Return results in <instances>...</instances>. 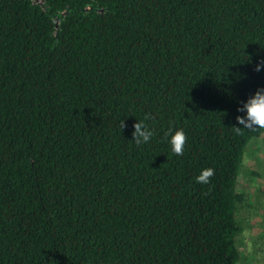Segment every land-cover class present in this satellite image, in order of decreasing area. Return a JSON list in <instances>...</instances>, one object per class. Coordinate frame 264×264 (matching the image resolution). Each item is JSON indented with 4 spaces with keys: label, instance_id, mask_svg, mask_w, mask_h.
<instances>
[{
    "label": "trees",
    "instance_id": "16d2710c",
    "mask_svg": "<svg viewBox=\"0 0 264 264\" xmlns=\"http://www.w3.org/2000/svg\"><path fill=\"white\" fill-rule=\"evenodd\" d=\"M261 59L264 0H0V264H238Z\"/></svg>",
    "mask_w": 264,
    "mask_h": 264
},
{
    "label": "crops",
    "instance_id": "0c3cea01",
    "mask_svg": "<svg viewBox=\"0 0 264 264\" xmlns=\"http://www.w3.org/2000/svg\"><path fill=\"white\" fill-rule=\"evenodd\" d=\"M258 137L248 144L237 178L238 189L246 194L240 208L244 234L239 235L245 264H264V257L258 254L264 248V132Z\"/></svg>",
    "mask_w": 264,
    "mask_h": 264
},
{
    "label": "clouds",
    "instance_id": "9594fccd",
    "mask_svg": "<svg viewBox=\"0 0 264 264\" xmlns=\"http://www.w3.org/2000/svg\"><path fill=\"white\" fill-rule=\"evenodd\" d=\"M264 66V59H261L255 67V71L259 72L261 67ZM238 112H245V116H236V121L242 127L233 126V130L240 134L243 129H264V88H259L255 94L242 103V107L237 109ZM155 120V116L146 113L142 120H137L133 125L134 131L132 133L133 142L136 146H141L150 142L155 135V130L149 128L145 121ZM171 124V122H170ZM121 129L125 127L124 121L120 124ZM165 137L168 138L167 142L170 145L172 153L177 156L183 155L184 145L187 142V137L183 129H173L169 127L165 132ZM215 175L213 168H204L200 174L197 175L196 182L202 184L210 183L211 178Z\"/></svg>",
    "mask_w": 264,
    "mask_h": 264
},
{
    "label": "rangeland",
    "instance_id": "374dc122",
    "mask_svg": "<svg viewBox=\"0 0 264 264\" xmlns=\"http://www.w3.org/2000/svg\"><path fill=\"white\" fill-rule=\"evenodd\" d=\"M259 139V137H256V138H253V140L251 141V142H253L254 143V140H258ZM257 143V142H256ZM258 143H260V141H258ZM245 156V155H244ZM242 166V165H241ZM243 234H244V232H243ZM243 234H240V236H242ZM240 240V242H239V244H238V247H240V246H242L243 244H242V239H239ZM258 254L259 255H261L262 257H264V248L262 249V250H259V252H258ZM246 263V261H245V255H241V259H240V261H239V263L238 264H245Z\"/></svg>",
    "mask_w": 264,
    "mask_h": 264
}]
</instances>
